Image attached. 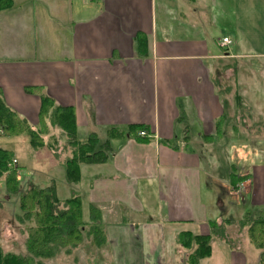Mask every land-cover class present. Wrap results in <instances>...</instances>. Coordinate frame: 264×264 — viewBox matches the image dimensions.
<instances>
[{
	"label": "crops",
	"instance_id": "crops-1",
	"mask_svg": "<svg viewBox=\"0 0 264 264\" xmlns=\"http://www.w3.org/2000/svg\"><path fill=\"white\" fill-rule=\"evenodd\" d=\"M207 3L11 0L0 10L6 104L37 126L39 94H48L73 108L80 139H109L108 159L81 164L72 186L82 220L99 219L103 264H170L171 254L182 264L185 252L174 246L167 253L166 239L175 244L180 232L207 234L210 220L218 221L200 197L204 173L194 145L226 126L218 68L242 53L228 52L229 37L222 47L211 36ZM137 34L143 35L138 46ZM136 125L147 127L150 141L137 136ZM6 139L29 138L4 137L0 144ZM225 255L229 264H255L235 249Z\"/></svg>",
	"mask_w": 264,
	"mask_h": 264
},
{
	"label": "rangeland",
	"instance_id": "rangeland-1",
	"mask_svg": "<svg viewBox=\"0 0 264 264\" xmlns=\"http://www.w3.org/2000/svg\"><path fill=\"white\" fill-rule=\"evenodd\" d=\"M206 2L208 3L204 14L212 20L214 26L210 30L211 36L215 41H221L224 35L229 37L232 43L228 52L240 51L242 54L239 59L225 61L218 68L221 73L219 72L217 91L221 101H225V112L228 116L224 120L226 126L214 135L211 142L204 139L195 145L193 142L201 157L200 167L204 173L201 200L212 209L214 207L216 216L221 217L217 228L223 230V236L228 242L226 244L212 238L211 258L205 260L210 255L203 258L205 261L202 264H229L225 255L228 248L247 254L251 263L258 264L253 256L262 252L261 248H258L259 241L255 244L253 240L254 243L251 244L249 225H242L240 221L253 219L259 212L264 214V0ZM18 140L6 139L0 144V148L12 152L10 163L13 159L16 163L7 167L16 170L13 173L19 181L17 192L13 184H10L11 189H6V173L0 178L2 250L30 256L33 264H103L104 257H108L105 254L107 251L105 246L98 245L100 239L96 238L88 221H85L80 244L74 248L63 246L50 256H34L25 247V240L29 236L28 226L33 222L28 219L21 220L23 211L19 205V196L33 183L39 187L53 185L59 200L70 197V185L65 181V172L59 162L71 155L73 147L56 127L43 136L47 144L51 143L49 149L35 150L29 145V139L28 142ZM228 171L237 172L244 178L243 181L233 187L226 180ZM216 185H220L221 189ZM217 197L220 201L216 200ZM84 217L87 218L86 215ZM222 219L233 221L230 224H221ZM177 237L179 236H176L175 244L166 239L167 253L174 246L176 250L184 252V249L177 245ZM92 239L93 244L90 243ZM173 256L171 254L170 264H181L179 257L173 259ZM182 259V264H185V257Z\"/></svg>",
	"mask_w": 264,
	"mask_h": 264
},
{
	"label": "trees",
	"instance_id": "trees-1",
	"mask_svg": "<svg viewBox=\"0 0 264 264\" xmlns=\"http://www.w3.org/2000/svg\"><path fill=\"white\" fill-rule=\"evenodd\" d=\"M10 6L11 0H0V10ZM141 39H143L142 34L135 36L137 46L140 45ZM39 99L38 125L33 126L6 104L0 91V137L26 135L29 137L31 148L35 150L49 149L51 143L47 144L43 140V136L49 133L51 128L56 127L62 136L67 138L68 144L73 147L71 155L59 162L65 172V181L71 187L70 197L59 200L53 185L39 187L33 183H30L19 196V205L23 211L21 220L28 219V221L33 222L31 226H28L29 236L25 240V247L31 255L50 256L55 253V250L63 246L74 248L80 244L85 222L82 220L80 195L74 191L72 186L77 184L80 179V165L105 162L110 155V145L108 138L102 140L96 134H90L86 138L80 139L77 135L74 110L71 106L55 104L48 94H39ZM222 120L224 123L226 118ZM132 129L148 132L147 127L143 125L132 126ZM114 132L115 134L118 133L117 130ZM137 136L142 141L151 140L149 137ZM213 137L209 136L210 140L208 141L211 142ZM10 158H12V152L0 148V178L6 173V189L7 187L11 189L10 184H13V188L15 186L16 191L19 192V181L14 176L16 170H10L7 167ZM226 173V180L233 187L244 179L237 172L228 171ZM60 204L62 208H59ZM220 220V216H218V221L210 220L207 234H193L188 231L178 234L177 245L184 249L185 264H199L201 259L208 257L211 253L210 242L212 238L228 244L223 236V230L217 228ZM98 221V217L94 215L88 222L89 227L96 235L101 233ZM232 221V219H222L221 224H230ZM240 223L249 225V237L252 245L259 241L258 248H261L262 252L258 256V264H264V214L259 212L253 219L250 218L246 222L241 220ZM32 260L30 256H21L11 251L5 252L0 247V264H33Z\"/></svg>",
	"mask_w": 264,
	"mask_h": 264
},
{
	"label": "built area",
	"instance_id": "built-area-1",
	"mask_svg": "<svg viewBox=\"0 0 264 264\" xmlns=\"http://www.w3.org/2000/svg\"><path fill=\"white\" fill-rule=\"evenodd\" d=\"M229 43H230V41L228 40V38H223L222 41H221V46L224 47V46H226V45L229 44ZM138 135H139V136H142V137H149V138H152L151 134L147 133V132L144 131V130H140V131L138 132ZM11 162H12V163H9L8 166H10V165H14V164L16 163V160L13 159Z\"/></svg>",
	"mask_w": 264,
	"mask_h": 264
}]
</instances>
